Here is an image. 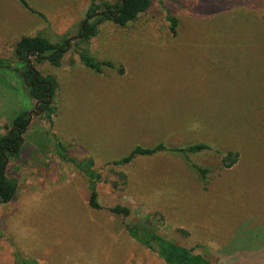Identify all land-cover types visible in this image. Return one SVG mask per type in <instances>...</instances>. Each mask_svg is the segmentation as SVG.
<instances>
[{"label": "rangeland", "instance_id": "rangeland-1", "mask_svg": "<svg viewBox=\"0 0 264 264\" xmlns=\"http://www.w3.org/2000/svg\"><path fill=\"white\" fill-rule=\"evenodd\" d=\"M27 1L48 20L0 0V57L13 64L0 67V137L32 112L21 157L9 161L19 191L0 205V264H20L15 253L39 264H167L125 222H146L214 264H264V0H158L125 26L102 22L90 50L116 67L101 73L73 40L61 66L32 59L57 81L52 122L33 111L15 46L23 36L77 35L91 0ZM57 140L94 160L102 209L89 206L87 176L58 156ZM160 142L211 150L114 164ZM228 151L239 154L230 168ZM115 205L130 214L109 211Z\"/></svg>", "mask_w": 264, "mask_h": 264}, {"label": "trees", "instance_id": "trees-1", "mask_svg": "<svg viewBox=\"0 0 264 264\" xmlns=\"http://www.w3.org/2000/svg\"><path fill=\"white\" fill-rule=\"evenodd\" d=\"M18 1L28 11L40 14L45 20H48L45 14L33 8L27 0ZM156 1L158 0H118L115 3L109 1L98 3V0H91L77 32L79 35L84 33L85 35L81 39H73V41L85 43V47L78 52L81 62L98 73H101L105 67L115 68L116 64L114 62L109 60L100 61L96 59L90 50V40L97 36L100 23L112 21L117 25L125 26L136 21L139 15L151 8ZM168 19L170 21V31L175 35L178 20L172 15H169ZM67 36H63L59 42H52L42 34L23 36L15 46L18 61L24 65L23 68H19V71L24 77L28 93L32 99L40 101L38 110L46 115L50 121L55 108L53 99L56 94L57 81L54 75L42 74L34 68L32 59L37 62L48 61L53 66H61L68 44L70 47L72 45V40ZM12 66L10 60L0 57V67ZM118 69L123 72L122 67ZM29 125L30 114L21 113L15 118L13 126L8 128L6 133L0 137V205L13 201L19 191L18 179L8 175L9 161L21 157L25 142L24 134L27 132ZM54 147L62 160L73 164L85 173L90 189L89 206L92 209H102L103 207L98 201V183L102 177L94 166V160L92 158L78 159L69 152L67 146L60 140L55 142ZM207 149L211 150V147L206 143H193L180 147H170L163 142L152 147L137 145L128 155L115 160L114 164H127L138 156H150L160 152L169 151L188 156L190 153H199ZM223 154L224 167L230 168L237 163L239 158L237 152L228 151ZM191 165L197 169L203 180L207 179L208 170L206 168L193 163ZM109 211L123 217L130 214L129 208L123 205L110 207ZM124 225L133 239L155 252L167 264H214L208 257L196 252L194 247L179 244L165 237L146 222H125ZM15 255L19 258L20 264H39L37 261L25 258L19 253H15Z\"/></svg>", "mask_w": 264, "mask_h": 264}, {"label": "water", "instance_id": "water-1", "mask_svg": "<svg viewBox=\"0 0 264 264\" xmlns=\"http://www.w3.org/2000/svg\"><path fill=\"white\" fill-rule=\"evenodd\" d=\"M84 35H85V33L82 34V35L77 34V35L71 37L70 40H73V39H81V38H83ZM69 48H70V46L68 44L66 51H68ZM39 104H40V101H36V104H35V107L36 108H35V110H33V111H36L38 114L41 113L40 110H36L38 108ZM31 118H32V112H30V121H31Z\"/></svg>", "mask_w": 264, "mask_h": 264}, {"label": "crops", "instance_id": "crops-1", "mask_svg": "<svg viewBox=\"0 0 264 264\" xmlns=\"http://www.w3.org/2000/svg\"><path fill=\"white\" fill-rule=\"evenodd\" d=\"M25 9H26V8H25ZM26 10H27V9H26ZM27 11H28V10H27ZM28 12H29V13H32V12H30V11H28ZM32 14H37V13H32ZM5 133H6V132H5ZM5 133H4V134H5Z\"/></svg>", "mask_w": 264, "mask_h": 264}, {"label": "flooded vegetation", "instance_id": "flooded-vegetation-1", "mask_svg": "<svg viewBox=\"0 0 264 264\" xmlns=\"http://www.w3.org/2000/svg\"><path fill=\"white\" fill-rule=\"evenodd\" d=\"M37 110H38V108H37Z\"/></svg>", "mask_w": 264, "mask_h": 264}]
</instances>
